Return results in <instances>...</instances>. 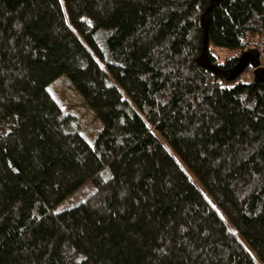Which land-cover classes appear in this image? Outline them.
<instances>
[{"label":"trees","instance_id":"16d2710c","mask_svg":"<svg viewBox=\"0 0 264 264\" xmlns=\"http://www.w3.org/2000/svg\"><path fill=\"white\" fill-rule=\"evenodd\" d=\"M253 41L264 0H0V264H264V77L202 61Z\"/></svg>","mask_w":264,"mask_h":264},{"label":"rangeland","instance_id":"374dc122","mask_svg":"<svg viewBox=\"0 0 264 264\" xmlns=\"http://www.w3.org/2000/svg\"><path fill=\"white\" fill-rule=\"evenodd\" d=\"M207 23L208 19L205 18V24ZM253 43H256L251 45L253 49L246 48L244 51L212 46L210 51L215 55L216 59L213 60L211 56H207L203 58L202 61L204 64L227 74H241L242 79L248 80L254 75L264 77V49L258 45L257 42L253 41ZM234 56H239V59L234 60ZM50 90H52L61 102L65 111L69 113H71V110L76 112L79 116V121L81 122L82 120V124L89 123V129H94L96 127V119H98V117L88 112L87 108L89 107L87 103L84 102L78 92L75 91L73 85L67 77L63 76L62 78L57 79L50 87ZM81 132L85 133V129H82ZM85 136L89 140L94 138V136L91 137L90 134H85ZM82 188L78 189V191L75 192L66 202L61 203L58 208L62 209L71 204L78 203L85 193H87L86 188Z\"/></svg>","mask_w":264,"mask_h":264}]
</instances>
